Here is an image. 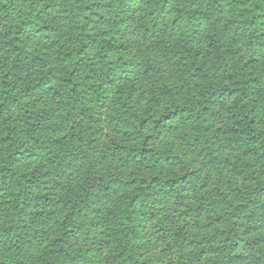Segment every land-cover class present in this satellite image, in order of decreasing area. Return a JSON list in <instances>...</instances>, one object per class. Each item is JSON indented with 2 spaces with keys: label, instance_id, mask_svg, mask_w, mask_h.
Returning a JSON list of instances; mask_svg holds the SVG:
<instances>
[{
  "label": "trees",
  "instance_id": "trees-1",
  "mask_svg": "<svg viewBox=\"0 0 264 264\" xmlns=\"http://www.w3.org/2000/svg\"><path fill=\"white\" fill-rule=\"evenodd\" d=\"M0 264H264V0H0Z\"/></svg>",
  "mask_w": 264,
  "mask_h": 264
}]
</instances>
